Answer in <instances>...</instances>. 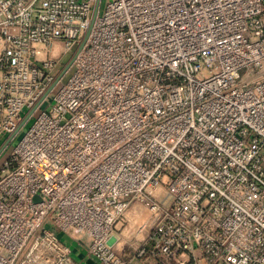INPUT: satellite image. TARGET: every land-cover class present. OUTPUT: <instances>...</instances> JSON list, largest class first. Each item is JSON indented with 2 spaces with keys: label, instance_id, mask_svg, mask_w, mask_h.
Instances as JSON below:
<instances>
[{
  "label": "built area",
  "instance_id": "obj_1",
  "mask_svg": "<svg viewBox=\"0 0 264 264\" xmlns=\"http://www.w3.org/2000/svg\"><path fill=\"white\" fill-rule=\"evenodd\" d=\"M101 2L0 0V264H264V0Z\"/></svg>",
  "mask_w": 264,
  "mask_h": 264
},
{
  "label": "crops",
  "instance_id": "obj_2",
  "mask_svg": "<svg viewBox=\"0 0 264 264\" xmlns=\"http://www.w3.org/2000/svg\"><path fill=\"white\" fill-rule=\"evenodd\" d=\"M142 209L145 208L138 203L132 205V210H130L127 216V224L119 233L121 242L117 245V252L124 260H127L129 264H154V259H137L134 257V251L140 245L145 243V232L147 228L146 221L148 216L139 221L140 217L138 214ZM43 227L50 228L48 224H45ZM59 236L70 246L71 256L77 264H98L94 259L87 255L85 247L80 246L77 242L69 239L66 235Z\"/></svg>",
  "mask_w": 264,
  "mask_h": 264
},
{
  "label": "rangeland",
  "instance_id": "obj_3",
  "mask_svg": "<svg viewBox=\"0 0 264 264\" xmlns=\"http://www.w3.org/2000/svg\"><path fill=\"white\" fill-rule=\"evenodd\" d=\"M101 1H102V2H101V6H100V10H99V11H102V10H103V7H104V5H105V3H106L107 0H101ZM75 50H76V49L73 50V53H74ZM71 57H72V56H71ZM70 59H71V58L65 60L63 68L69 63ZM63 79H65V76L63 77ZM140 209H141V207H140ZM138 216L140 217V218H139V221H141L142 219H145V218L148 216V211H147L146 209H142L141 211H139ZM135 218H136V217H135ZM136 219H137V218H136ZM140 219H141V220H140ZM117 232L120 233V229L117 230Z\"/></svg>",
  "mask_w": 264,
  "mask_h": 264
},
{
  "label": "water",
  "instance_id": "obj_4",
  "mask_svg": "<svg viewBox=\"0 0 264 264\" xmlns=\"http://www.w3.org/2000/svg\"><path fill=\"white\" fill-rule=\"evenodd\" d=\"M96 12H97V7H95V9H94V14H93L94 17H95V15H96ZM87 36H88V32H87L86 35H85V39H86ZM70 64H71V61H70L65 67H64L63 71L61 72L60 77L63 76V74H65V72H66L67 69L69 68Z\"/></svg>",
  "mask_w": 264,
  "mask_h": 264
}]
</instances>
